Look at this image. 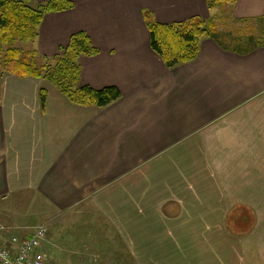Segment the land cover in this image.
I'll return each instance as SVG.
<instances>
[{"label":"crops","instance_id":"obj_1","mask_svg":"<svg viewBox=\"0 0 264 264\" xmlns=\"http://www.w3.org/2000/svg\"><path fill=\"white\" fill-rule=\"evenodd\" d=\"M67 1L34 50L51 58L86 33L98 54L78 59L81 85L121 96L81 107L43 79L0 74V244L44 225L35 254L52 264H264V47L244 54L208 35L169 69L142 12L170 25L220 8ZM232 6L237 22L264 15V0Z\"/></svg>","mask_w":264,"mask_h":264},{"label":"trees","instance_id":"obj_2","mask_svg":"<svg viewBox=\"0 0 264 264\" xmlns=\"http://www.w3.org/2000/svg\"><path fill=\"white\" fill-rule=\"evenodd\" d=\"M238 0H206L208 10L234 5ZM74 4L67 0H48L38 7H31L27 0H0V74L5 72L20 78L43 79L54 86L70 103L81 107L105 108L117 101L121 94L115 87L94 89L81 85V56L93 57L98 54L84 32L71 36L60 54L43 58L42 65L34 63L38 56L35 51L21 52L16 48L3 50L16 41L32 42L38 36L43 17L49 13L73 9ZM142 17L149 33L151 50L171 69L180 64L194 61L199 52L200 40L216 32L220 24L213 19L193 18L170 25L157 24L148 11ZM264 18V15L263 17ZM238 50L244 54L260 47ZM41 107L45 104L46 93L40 92Z\"/></svg>","mask_w":264,"mask_h":264},{"label":"rangeland","instance_id":"obj_3","mask_svg":"<svg viewBox=\"0 0 264 264\" xmlns=\"http://www.w3.org/2000/svg\"><path fill=\"white\" fill-rule=\"evenodd\" d=\"M39 4H45V3L44 2L40 3L38 0H30L28 5L35 8L38 7ZM212 16H213V20H215L216 23L220 24V28L216 32L215 31L211 32L210 37L212 39L214 38L221 45L227 48L238 49V50H244L245 48L248 47H254L257 43H260L261 45L260 47H264V18L250 20L247 22H237L234 19V9L232 5H225L220 9H217ZM32 44L33 41L32 42L16 41L12 43L10 46H4L3 50H7L9 49V47H11L18 49L21 52H32L35 51L34 50L35 48ZM34 63L36 65H42L44 63L43 58L42 57L39 58L38 55L35 58ZM244 225H245L244 228H246L247 223Z\"/></svg>","mask_w":264,"mask_h":264},{"label":"built area","instance_id":"obj_4","mask_svg":"<svg viewBox=\"0 0 264 264\" xmlns=\"http://www.w3.org/2000/svg\"><path fill=\"white\" fill-rule=\"evenodd\" d=\"M0 230L4 228L0 227ZM46 235V227L39 225L32 230L28 239L12 237L0 244V264H52L35 254Z\"/></svg>","mask_w":264,"mask_h":264}]
</instances>
